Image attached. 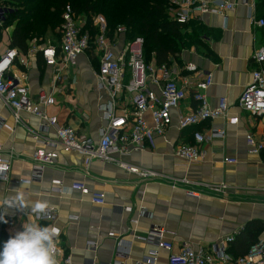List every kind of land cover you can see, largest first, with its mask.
<instances>
[{"label": "crops", "instance_id": "1", "mask_svg": "<svg viewBox=\"0 0 264 264\" xmlns=\"http://www.w3.org/2000/svg\"><path fill=\"white\" fill-rule=\"evenodd\" d=\"M230 1L236 9L227 19L208 15L198 21L207 32L201 53L193 48L180 58L200 69L198 74H189L191 82L201 81L207 74L213 76V85L206 92L212 108L221 99H227L230 106L237 104L257 68L253 55L264 46V27L252 22L254 18L264 21V6L260 7L258 0ZM12 33L13 29L4 30L1 52L11 48ZM57 39L54 46L60 44V37ZM31 42H27L26 52L11 48L18 51L22 62H16L11 74L22 80L34 100L41 92L53 93L56 105L45 108L46 116L57 117L59 124L99 140L100 128L105 125L100 107L107 100L97 88L96 57L82 56L72 69L73 77L56 85L53 69L45 65L39 52L40 42L39 46ZM193 96L194 89L189 91L180 112L187 114L196 108ZM177 114L173 111V116ZM231 115L239 118L238 124L216 119L183 132L174 126L164 137L156 136L140 148H130L126 155L116 156L130 168L156 172L180 182L188 180V185L174 188L171 182L146 181L116 163L89 160L76 152H60L59 159L45 169L39 181L32 180L31 158L38 149L35 137L54 139L55 131L27 113H22L17 122L12 110L0 101V160L10 164L7 180L0 181V195L14 194L11 190L21 186L20 177L29 178L31 184L26 192L33 201L48 200L56 211L53 225L60 229L73 264H138L155 250L138 237L154 227L169 233L167 239H174L176 252L184 244L210 250L249 226L259 233L258 240L263 239L264 115L253 116L238 109H233ZM217 130L224 131L225 137L201 146L203 161L189 164L175 155L180 144L195 143V133ZM249 136L262 144L259 154L250 152ZM228 159L238 163L227 164ZM75 183L103 194L105 205H95L90 195L72 191ZM125 208L132 212H124ZM5 219L7 223L0 221V250L5 243L1 234L14 236L22 231L27 216L9 209ZM134 219H138L137 225L132 224ZM158 253V264H168L167 252Z\"/></svg>", "mask_w": 264, "mask_h": 264}, {"label": "built area", "instance_id": "2", "mask_svg": "<svg viewBox=\"0 0 264 264\" xmlns=\"http://www.w3.org/2000/svg\"><path fill=\"white\" fill-rule=\"evenodd\" d=\"M10 1L0 0V37L11 9L8 5ZM235 9L236 4L230 0H170L168 13L172 21L187 25L201 21L208 15H219L227 19ZM255 21L254 18V24L264 27L263 20ZM86 24L87 19L79 17L73 7L67 5L62 15L59 46H39L37 39H33L31 43L39 46L45 65L53 69L56 85L73 77L72 69L78 65L82 56L91 54L96 57L97 69L94 76L97 88L107 100L100 107L105 125L100 128L99 140L82 135L70 126L59 124L57 117L46 116L45 108L56 105L53 93L41 92L35 100L32 99L22 80L11 74L12 68L19 61L18 51L11 48L5 52L0 50V101L12 110L17 122L21 120L22 113H27L37 116L44 122L45 128L55 131L54 139L35 137L38 149L31 158L34 165L32 180H42L43 172L56 163L60 152H76L89 160L116 163L146 181L171 182L174 188L182 184L188 185V180L180 182L156 172H140L130 168L116 156L126 155L130 148H140L156 136L164 137L174 126L183 132L216 119H228L232 124H238L239 118L231 115L233 109L253 116L264 115V46L253 55L257 68L237 104L230 106L227 99H221L217 107L212 108L206 94L213 85L211 74L204 75L201 81L193 83L189 74L200 73L195 64L183 63L180 66L174 57L170 58L169 65L158 66L154 60L147 63L144 57V39L139 37L131 40L127 27L120 25L110 35L106 19L96 16L93 28L97 32L93 34L90 30H84ZM192 89L197 106L184 114L180 110ZM173 111L178 113L177 116H173ZM224 137V131L217 130L209 134L197 132L194 134V144H180L174 153L186 163L196 164L204 159L202 145ZM247 142L251 153H260L263 146L253 136H249ZM226 163L237 164L238 161L228 159ZM0 168L7 169L0 179L5 181L10 172V164L0 160ZM20 183L22 184L21 180ZM71 190L90 195L91 202L95 205L104 206L106 203L103 194L91 192L84 184L75 183ZM191 193L195 194L193 190ZM124 212L131 213L132 209L125 208ZM56 221L57 213L50 208L48 218L39 223L53 225ZM132 224L137 225L138 219L132 220ZM58 231L59 264H73L71 254L63 246L59 228ZM168 234L166 230L154 227L145 235L139 236V240L153 246L155 250L138 264H158V250L167 252L168 264H264V238L258 240L248 253L233 258L229 254V246L235 236L221 240L210 250L184 244L176 252L174 239L168 240Z\"/></svg>", "mask_w": 264, "mask_h": 264}, {"label": "trees", "instance_id": "3", "mask_svg": "<svg viewBox=\"0 0 264 264\" xmlns=\"http://www.w3.org/2000/svg\"><path fill=\"white\" fill-rule=\"evenodd\" d=\"M260 7L264 0H258ZM170 0H11L10 12L7 14L4 30L15 23L11 36V48L27 51V42L44 38L49 31H56L62 25L64 8L71 5L79 17L87 19L84 30L97 32L93 28V19L103 16L112 35L116 28L123 25L129 29L128 37L144 39V57L146 62L152 60L158 66L170 64L174 57L182 66L183 53L193 48L198 52L204 49L203 36L207 32L198 21L181 25L171 20L168 13ZM5 242L11 237L1 234ZM259 233L249 226L239 233L229 254L238 258L248 253L257 243Z\"/></svg>", "mask_w": 264, "mask_h": 264}, {"label": "clouds", "instance_id": "4", "mask_svg": "<svg viewBox=\"0 0 264 264\" xmlns=\"http://www.w3.org/2000/svg\"><path fill=\"white\" fill-rule=\"evenodd\" d=\"M7 171L0 168V179ZM20 187L12 189V193L0 195V221L7 223L5 216L9 209L25 213L27 219L22 224V231L11 236L0 250V264H59L57 244L59 231L55 225L41 224L47 219L50 203L43 198L33 201L26 192L31 180L20 177Z\"/></svg>", "mask_w": 264, "mask_h": 264}, {"label": "rangeland", "instance_id": "5", "mask_svg": "<svg viewBox=\"0 0 264 264\" xmlns=\"http://www.w3.org/2000/svg\"><path fill=\"white\" fill-rule=\"evenodd\" d=\"M15 23H12L8 26V29H14L15 28ZM61 36L60 33V28H58L56 31H54V33H52V31H49L47 33V35L42 38V39H37L38 42H40L41 45H56L57 43V38H59Z\"/></svg>", "mask_w": 264, "mask_h": 264}]
</instances>
